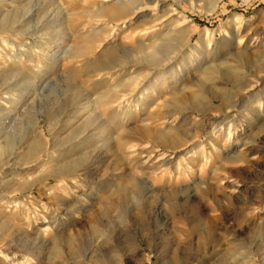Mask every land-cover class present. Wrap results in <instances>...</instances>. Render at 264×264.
I'll return each instance as SVG.
<instances>
[{"label":"rangeland","instance_id":"obj_1","mask_svg":"<svg viewBox=\"0 0 264 264\" xmlns=\"http://www.w3.org/2000/svg\"><path fill=\"white\" fill-rule=\"evenodd\" d=\"M107 2L0 0V264H264V0Z\"/></svg>","mask_w":264,"mask_h":264},{"label":"bare ground","instance_id":"obj_2","mask_svg":"<svg viewBox=\"0 0 264 264\" xmlns=\"http://www.w3.org/2000/svg\"><path fill=\"white\" fill-rule=\"evenodd\" d=\"M103 2H106V3H108L107 1H109V0H102ZM213 1V6L210 8V9H208V13H213V12H215V9H216V4L218 3V1L219 0H212ZM246 1V0H245ZM125 7V6H124ZM121 8V9H118V10H116V11H114V13H118V14H120V13H123V12H125V9L126 8ZM157 35V34H156ZM151 48V47H150ZM141 55V54H140ZM164 58V57H163ZM162 58V59H163ZM140 59V56L138 57V60ZM242 59V58H241ZM241 59H240V63L241 64H245V63H247L246 61L245 62H242L241 61ZM164 61H166V63H169V60H164ZM158 62V61H157ZM126 63H127V55H123L121 58H120V61H119V63H118V66L117 67H119V68H121L122 69V71H121V74L123 73V77H126V71H125V65H126ZM137 63V62H136ZM151 66V65H150ZM253 66H254V68L256 69V70H263L264 69V67L261 65V64H258L257 62H255L254 64H253ZM237 67H239V65H235V68H237ZM127 68V67H126ZM217 68L218 67H209L205 72H203L201 75H202V77H203V79L205 80V81H212V76H213V74L215 73V71L217 70ZM263 72V71H262ZM135 77V76H134ZM235 77H231V78H229V81L231 80V83H233V84H235L236 83V79H234ZM124 79V78H123ZM128 82H127V80H125L122 84H120L121 86L120 87H123L124 88V86H126V84H127ZM135 85V84H134ZM118 87V86H117ZM204 90L206 91V95H208L207 97H209V99H212V100H215V99H217L218 98V100L219 101H224V99H222V96H223V94H222V92L221 91H219V90H213V89H205V87H204ZM117 91H119V92H121L120 90H117ZM189 92V91H188ZM198 94H199V92H198ZM178 96V95H177ZM217 96H219V97H217ZM125 95L124 94H121V96L119 97L120 98V103H123L124 102V100H125ZM218 100H216V101H218ZM141 101H142V99L140 98V97H138V99H137V102L139 103H141ZM178 102V101H177ZM174 104V103H173ZM176 104V103H175ZM180 105V104H179ZM184 105V104H183ZM181 106V105H180ZM183 107V106H182ZM185 107H187V106H185ZM185 109V108H184ZM172 110V109H171ZM187 110V109H186ZM188 110L189 111H192V112H202V111H207L208 110V106H207V102L205 101V99H202L201 98V96H193V97H190L189 98V100H188ZM173 111V110H172ZM175 111V110H174ZM183 110L182 109H176V112H182ZM175 112V113H176ZM183 113V112H182ZM168 115H170L171 114V112L169 113H167ZM176 114H181V113H176ZM167 116V115H166ZM171 117V116H170ZM168 118H169V116H168ZM162 119H164L163 117H162ZM102 122V121H101ZM120 122H121V120H120ZM104 124V123H103ZM102 124V125H103ZM107 124V123H106ZM110 128V126H109V124H107V126H103V128L104 129H106V128ZM148 129V128H147ZM148 132V131H147ZM150 132V131H149ZM173 132H174V130H173ZM175 133V132H174ZM177 133V132H176ZM148 135V134H147ZM177 136V135H176ZM176 136H172L171 135V130H160L154 137H151L150 135H148L147 136V139L148 140H151V141H153V143H155V144H157L158 146H162V147H171V148H173V147H175V146H177V145H179L178 143H179V140H178V138L176 137ZM131 151L130 152H132V148L130 147L129 148ZM134 151V150H133ZM123 192L125 191L124 189L122 190ZM125 192H127V191H125Z\"/></svg>","mask_w":264,"mask_h":264}]
</instances>
